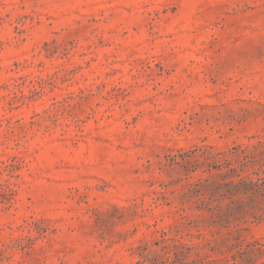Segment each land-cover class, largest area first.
I'll use <instances>...</instances> for the list:
<instances>
[{
	"label": "rangeland",
	"instance_id": "rangeland-1",
	"mask_svg": "<svg viewBox=\"0 0 264 264\" xmlns=\"http://www.w3.org/2000/svg\"><path fill=\"white\" fill-rule=\"evenodd\" d=\"M0 264H264V0H0Z\"/></svg>",
	"mask_w": 264,
	"mask_h": 264
}]
</instances>
